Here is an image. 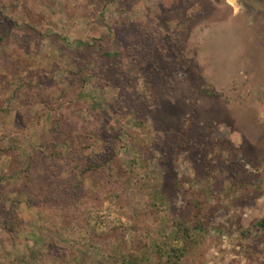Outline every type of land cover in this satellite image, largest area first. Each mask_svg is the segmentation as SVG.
<instances>
[{"label": "rangeland", "instance_id": "rangeland-1", "mask_svg": "<svg viewBox=\"0 0 264 264\" xmlns=\"http://www.w3.org/2000/svg\"><path fill=\"white\" fill-rule=\"evenodd\" d=\"M0 264H264V0H0Z\"/></svg>", "mask_w": 264, "mask_h": 264}]
</instances>
